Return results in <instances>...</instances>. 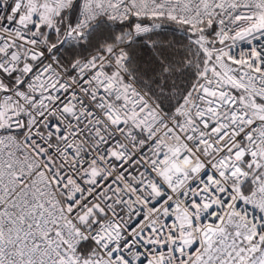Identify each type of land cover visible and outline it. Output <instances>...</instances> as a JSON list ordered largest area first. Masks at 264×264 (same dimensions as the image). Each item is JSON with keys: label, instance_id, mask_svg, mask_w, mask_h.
Listing matches in <instances>:
<instances>
[{"label": "snow or ice", "instance_id": "1", "mask_svg": "<svg viewBox=\"0 0 264 264\" xmlns=\"http://www.w3.org/2000/svg\"><path fill=\"white\" fill-rule=\"evenodd\" d=\"M0 264H264V0H0Z\"/></svg>", "mask_w": 264, "mask_h": 264}]
</instances>
